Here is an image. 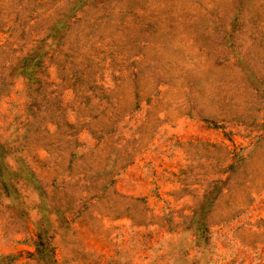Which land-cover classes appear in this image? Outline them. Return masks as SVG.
<instances>
[{"label":"rangeland","instance_id":"1","mask_svg":"<svg viewBox=\"0 0 264 264\" xmlns=\"http://www.w3.org/2000/svg\"><path fill=\"white\" fill-rule=\"evenodd\" d=\"M0 264H264V0H0Z\"/></svg>","mask_w":264,"mask_h":264}]
</instances>
